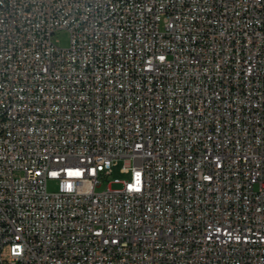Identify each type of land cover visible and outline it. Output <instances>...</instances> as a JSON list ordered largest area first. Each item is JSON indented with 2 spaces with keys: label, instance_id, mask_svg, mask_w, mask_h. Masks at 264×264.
<instances>
[{
  "label": "built area",
  "instance_id": "built-area-1",
  "mask_svg": "<svg viewBox=\"0 0 264 264\" xmlns=\"http://www.w3.org/2000/svg\"><path fill=\"white\" fill-rule=\"evenodd\" d=\"M0 264H264V0H0Z\"/></svg>",
  "mask_w": 264,
  "mask_h": 264
},
{
  "label": "rangeland",
  "instance_id": "rangeland-1",
  "mask_svg": "<svg viewBox=\"0 0 264 264\" xmlns=\"http://www.w3.org/2000/svg\"><path fill=\"white\" fill-rule=\"evenodd\" d=\"M54 39L56 40V43L61 46V47H68L70 44V33L67 29L61 28L58 29L54 35ZM124 163V159L121 158L118 160V162L114 165L112 173L108 175L106 178L103 179V185L102 187H99L98 189H103L106 187V184L109 181H112L114 178L119 177V178H125L127 177V174L123 173L121 171V167ZM17 175H21L20 172L17 173ZM119 184H114L113 187H118ZM48 189L49 191H54L57 189V184L55 181H50L48 184Z\"/></svg>",
  "mask_w": 264,
  "mask_h": 264
}]
</instances>
